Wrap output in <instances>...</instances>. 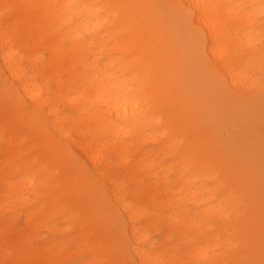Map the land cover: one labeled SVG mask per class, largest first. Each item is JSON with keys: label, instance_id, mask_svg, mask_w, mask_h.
<instances>
[{"label": "bare ground", "instance_id": "6f19581e", "mask_svg": "<svg viewBox=\"0 0 264 264\" xmlns=\"http://www.w3.org/2000/svg\"><path fill=\"white\" fill-rule=\"evenodd\" d=\"M251 1L0 0V261L30 251L32 241L25 235L30 230L15 226V213L17 207L33 204L23 215L25 224H42V211L56 222L65 215L67 224L61 228L42 226L49 233L85 237L94 254L92 264H201L195 254L182 259L166 243L170 233L181 237V222L195 233L189 225L195 219L219 225L239 241L238 246L231 239L211 244L207 264L264 261V38L252 29L255 14L245 10ZM5 4L19 6L10 11L7 23ZM257 4L256 15H261L264 0ZM195 5L220 6L197 9L196 19L215 24L228 50L220 67L229 80L237 78L235 90L218 88L212 70L181 56L187 48L186 16ZM10 25L16 38L8 47L19 52L14 58L5 56L4 32ZM240 29L245 33L237 34ZM79 33L85 38H77ZM41 34L46 38L45 63L38 56ZM73 56L91 66L90 75H77ZM86 56L103 57V65L88 62ZM134 98L140 100L139 108ZM117 127L123 130L119 139ZM155 139L173 162L150 159V150L142 145ZM23 140L28 141L25 149ZM133 143L138 154L131 165L124 153ZM30 149L36 152L22 166V152ZM190 156L199 158L192 168ZM209 158L217 161L215 171L205 167ZM69 173L88 175L92 183L83 192H69ZM207 183L213 184L207 201L199 202L205 208L191 214L181 206L182 198L174 199L182 191H171L188 187L184 199L196 202ZM140 188L147 200L152 194L164 198L169 190L166 200L176 219L168 216L171 207L158 217L149 206L134 205ZM94 204L111 209V217L90 218L81 211ZM159 219L166 223L161 240L170 254L156 250L152 241ZM207 229L213 237L218 234L212 226ZM219 244L223 252L212 255ZM236 248L243 257L230 260L228 252ZM42 255L44 264L58 260Z\"/></svg>", "mask_w": 264, "mask_h": 264}, {"label": "rangeland", "instance_id": "374dc122", "mask_svg": "<svg viewBox=\"0 0 264 264\" xmlns=\"http://www.w3.org/2000/svg\"><path fill=\"white\" fill-rule=\"evenodd\" d=\"M259 6L260 5L257 4V0H254V1H251V5L247 4L245 10L248 13H253V15L255 14L256 17L253 18L252 20H256V24L254 25L255 28H252V29H256V31H259V32L261 31L263 34V38H264V23H263L264 16L256 15L258 12L257 8ZM151 8L155 10V6H151ZM242 33H245V30L240 29L237 34H242ZM118 36L122 37L123 34L120 33V35ZM39 42H40V46L38 50L40 54H38V56H40L42 61L45 63V59L47 58V52L44 48V44L46 42V38L44 35L41 34L39 36ZM27 44L29 47H31L30 40L27 41ZM125 57L129 58L130 56L127 55ZM86 58H90V57L86 56ZM103 60H104L103 57L98 56V57H91L88 60V62H92V64L96 63L99 66H102ZM70 61L75 65L76 70H77V75L86 77L91 74V66H86L87 62L81 63L76 59L75 56H73L70 59ZM119 63H122V62L119 61ZM42 74H44V72H42ZM44 76L46 77L48 87L50 89H53V86H51L50 84V78L46 74H44ZM61 79L62 80L65 79V76L63 74L61 75ZM72 84L73 86H75L76 83L73 81ZM153 127L154 126H152V128L149 129V131L153 130ZM154 133L158 135L157 130L154 131ZM223 138H224V135H223ZM161 142L162 141L159 139H155L154 141L148 140L142 145V148L145 150H150L148 155H150V159H153L154 162H158V163H163L166 161L173 162V159L171 158L170 155H163V153L166 150H159ZM20 145L23 149H25L26 146L28 145V141L23 140L20 143ZM35 152L36 151L34 149L23 151L22 152L23 156L21 157V165L23 166V164H25V161H27L30 158V156H32L33 153ZM137 154H138V147L134 143L130 146L128 152L124 153V155L127 156L126 158L128 159L131 165H133L136 162ZM3 157H4V153H0V159ZM114 172H119V169L115 168ZM27 173H29V171ZM212 186L213 184L207 183L206 186L200 187L201 189L199 193L200 196L196 202L186 201L184 199V195L189 194L188 187H183L180 189L177 187H174L171 189V191L173 193L179 192V190L182 191V195L177 194V196H175L174 199L178 200V198L179 199L182 198L181 200L184 203L182 201H179V202H182L183 204L181 206L185 207V209L188 210L189 213L191 214L196 210H201L205 208V204H199V202L207 201V198H206L207 191ZM142 190L143 188H140V190L138 191L139 197L135 201L134 205L140 206V207L149 206V209L151 208V212L153 214H157L158 217H161V215L168 214L167 210L165 209L168 207H171L168 209V211L170 212L168 216L169 218L174 217L173 220L176 219L177 217L175 216L176 210H174L172 205H169L168 201L166 200L171 197L169 190L166 192V195L164 196V198H162L160 194H152L149 200L143 198ZM160 190H161V187L159 186L156 187L157 192H159ZM34 207H35L34 204L32 206L27 205L21 208L17 207V211L15 213V226L17 228H22L24 230H30L28 232L29 234H25L27 239L32 241L31 246L29 247L30 251L23 250V254L19 253L17 257H14V255L11 254L10 255L11 259L7 261L11 262V264H17V262H19V264H44V259L42 255V253H44L46 255L58 256V260L56 263L50 262L49 264H64V263L65 264H92V258L94 257V254L91 252V249L88 246L90 245V243H87V240L85 239V237L83 238L79 236L74 237L72 233H67L65 235V234H62L61 231L57 232V234L49 233V231H47L46 228L42 226L43 224L46 223V225L49 227L57 226L58 228H61L65 224H67V222L64 221L65 215L56 222L53 220L54 217H47L46 213L42 211L43 218L41 219L39 218L40 220H42L43 222L42 224L38 226L26 225L24 222L23 215L25 212L31 211ZM6 215L9 217L11 215V210L7 212ZM192 223H196V224H192ZM208 223L209 222L207 221H201V220L197 221L196 219L191 220L189 222V225H191V228H194L195 230V233H192L189 229H187L186 226H183V222H181V224L179 225L181 237L179 238L178 235L170 233L167 237L166 243L168 244L170 248L176 249L177 252L180 253L179 256H182V259L194 257L193 254H195L194 258L196 260L202 261L201 264H207V261H206L208 259L207 257L211 256V253H210L211 249L208 247L213 243H222V240H225V242L228 243L230 242V239H231L232 245L238 246L239 241L237 240V238L235 239L234 236L229 237L228 236L229 231H226V232L220 231L221 227L219 225H215L214 223H210L208 225ZM155 225L157 226L158 231L156 232L157 234H153L151 237H152V241L155 242L156 250L161 251L162 254H167V252L170 254V250L167 249L165 245H163L162 240H161L162 235L165 234V232L167 231L165 229L166 223L164 219H159L158 221L155 222ZM208 226H212L215 231H218V234H216L215 237H213V234L211 232H208L209 231L207 229ZM201 250L204 252V255H203L204 257L199 256V253H201ZM205 252H206V255H205ZM222 252H223V249L221 245L219 244L218 248L214 250L212 255H217L218 253H222ZM3 253H5L6 256L9 255L8 251H5ZM228 256L230 260H233L234 258L243 257V254L238 248H236L232 252H228ZM245 262H246V259H245ZM245 262L239 261L238 264H245Z\"/></svg>", "mask_w": 264, "mask_h": 264}, {"label": "snow or ice", "instance_id": "6c2138e0", "mask_svg": "<svg viewBox=\"0 0 264 264\" xmlns=\"http://www.w3.org/2000/svg\"><path fill=\"white\" fill-rule=\"evenodd\" d=\"M19 7L18 5H8L5 4V22L7 23L10 17V11L14 8ZM64 8H78L79 5H64ZM89 7V6H86ZM209 7H220L216 5H195L192 6L191 10L188 12L186 16V25H187V48L181 52L182 57H188L193 59L198 65L204 67L206 69L212 70V80L213 83L220 89L224 91L235 90L237 87L236 80L237 78L233 76L232 80L228 79V72L225 71L220 65L226 59L228 55V50L221 42L220 36L217 34V28L213 22L204 23L203 20L198 21L196 19L197 9H207ZM261 15L264 16V4L261 5ZM4 37L6 41L5 45V56L6 58L11 57L14 58L19 55L18 50L13 45L12 47H8V43L10 41H14L16 38V29L15 26L10 25L5 29ZM77 38H85L84 33H79ZM261 96L264 97V86L261 88ZM134 102L137 108L140 107V100L134 98ZM128 101H125L127 104ZM164 101L160 102V111L159 117L160 122H163L164 117ZM127 109L125 108V112ZM115 135L117 139H119L120 133L123 131L119 127L115 128ZM54 152V149H53ZM197 156H190L188 166L189 168L194 167L198 162ZM211 167L214 171L217 168V161L214 158H209L205 167ZM262 168H264V161H262ZM264 178V177H262ZM224 183L229 184V180L227 177L223 178ZM92 183L91 177L88 175L83 176H72L70 173L67 177V185L69 192L75 191H85L89 185ZM262 191H264V185H262ZM232 195L235 197L238 195L235 191H233ZM264 204V202H262ZM81 211L85 212L87 216L90 218H100L101 216L110 218L112 215V210L104 207L100 204H94L90 207H84ZM6 242H7V232H6ZM200 254H204L201 250ZM0 264H11L9 261H0ZM19 264V262H17ZM127 264V262H124ZM145 264H161L159 261H146ZM176 264H180L179 261ZM191 264H196L195 261H192ZM264 264V261L261 262Z\"/></svg>", "mask_w": 264, "mask_h": 264}]
</instances>
